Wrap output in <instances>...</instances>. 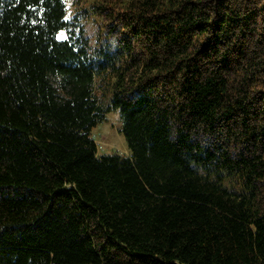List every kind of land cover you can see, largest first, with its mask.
I'll return each mask as SVG.
<instances>
[{"label":"trees","instance_id":"obj_1","mask_svg":"<svg viewBox=\"0 0 264 264\" xmlns=\"http://www.w3.org/2000/svg\"><path fill=\"white\" fill-rule=\"evenodd\" d=\"M88 1L0 0V264H264V0Z\"/></svg>","mask_w":264,"mask_h":264},{"label":"rangeland","instance_id":"obj_2","mask_svg":"<svg viewBox=\"0 0 264 264\" xmlns=\"http://www.w3.org/2000/svg\"><path fill=\"white\" fill-rule=\"evenodd\" d=\"M88 0H68L69 17L74 12L86 9ZM76 28H82L90 35L97 34V23L92 18H84L73 22ZM66 32H60L59 39L66 38ZM122 118L119 112L111 111L105 115V121L99 123L92 131V136L98 146V155L118 154L129 156V146L126 138L119 132L122 127Z\"/></svg>","mask_w":264,"mask_h":264}]
</instances>
